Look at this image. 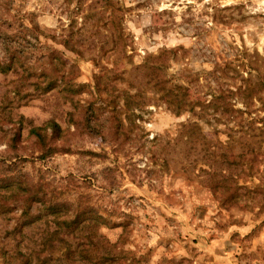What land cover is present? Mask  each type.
I'll return each mask as SVG.
<instances>
[{
	"label": "rangeland",
	"instance_id": "obj_1",
	"mask_svg": "<svg viewBox=\"0 0 264 264\" xmlns=\"http://www.w3.org/2000/svg\"><path fill=\"white\" fill-rule=\"evenodd\" d=\"M20 40L30 75L0 73L13 173L93 209L112 244L125 229L128 264L264 261V0H0V62ZM58 59L57 88L35 89ZM168 93H187L184 112ZM222 94L243 114L189 111H215ZM50 120L57 151L40 159L30 129ZM20 121L25 149L8 153Z\"/></svg>",
	"mask_w": 264,
	"mask_h": 264
},
{
	"label": "trees",
	"instance_id": "obj_2",
	"mask_svg": "<svg viewBox=\"0 0 264 264\" xmlns=\"http://www.w3.org/2000/svg\"><path fill=\"white\" fill-rule=\"evenodd\" d=\"M30 32V31H29ZM38 40L36 35H30ZM26 39L25 37H23ZM15 47L4 44V57L0 62V73L7 74L11 70L14 74H21L20 84L24 82V75H30L31 66L26 65V51L24 47L29 46L28 42L19 41ZM65 45L69 49V41L65 40ZM28 48V47H27ZM76 51V50H75ZM27 56V55H26ZM58 63L52 64V73H41L39 79L41 83L34 85V88H41L42 93H47L57 88V78H60L62 68L60 59ZM58 71V73H57ZM22 72V73H21ZM52 75V76H51ZM59 87V86H58ZM247 96L252 104L253 92ZM16 97L21 96V91L15 89ZM187 93H168L170 102L177 99V113L184 112L187 102ZM6 99V108L14 103V99ZM219 105L215 111L206 112L195 107L190 108V112L196 116L209 118L213 113L243 114L241 110H232L229 96L222 94L218 97ZM229 102V103H228ZM4 107V111H5ZM211 108V107H210ZM198 114V115H197ZM10 117V113L8 115ZM8 116H2L1 120H7ZM23 119V118H21ZM264 120V118L262 119ZM5 122V121H4ZM1 126V125H0ZM23 123H18L13 135L6 139L7 152L18 153L24 150L21 146V132ZM51 129V137H60V127L54 121H48L44 127H31L28 138H33L36 144L41 147L39 158L46 159L54 154L57 149L48 142L47 130ZM60 150H63L59 148ZM3 158V159H1ZM18 158V157H16ZM15 158V159H16ZM258 161V156L254 157ZM2 171H0V219L3 223V232H0V260L4 264H128L129 252H125L120 246L126 241L127 233L124 232L120 240L112 244L104 236L98 233V229L106 224L104 218H100L93 209L79 208L71 210L70 206L56 197H49L42 184L28 182L20 173H13V160L7 157H0ZM246 169L251 170L253 164L245 163ZM217 185L224 187L226 193L231 190L234 180L223 177L219 178ZM227 185H230L227 187ZM231 196V195H230ZM19 205H22L21 212H17ZM9 224H11L10 227ZM11 235V237H9ZM132 260L131 262H134ZM260 264H264V261Z\"/></svg>",
	"mask_w": 264,
	"mask_h": 264
}]
</instances>
